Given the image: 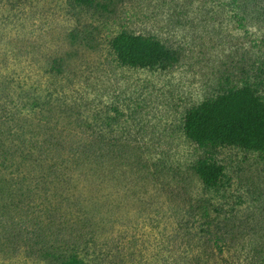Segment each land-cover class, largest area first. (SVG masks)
Segmentation results:
<instances>
[{"label": "rangeland", "instance_id": "rangeland-1", "mask_svg": "<svg viewBox=\"0 0 264 264\" xmlns=\"http://www.w3.org/2000/svg\"><path fill=\"white\" fill-rule=\"evenodd\" d=\"M122 32L176 62L123 65ZM246 85L264 100V0H0V264H54L78 237L89 264H261L264 155L184 131Z\"/></svg>", "mask_w": 264, "mask_h": 264}, {"label": "trees", "instance_id": "trees-1", "mask_svg": "<svg viewBox=\"0 0 264 264\" xmlns=\"http://www.w3.org/2000/svg\"><path fill=\"white\" fill-rule=\"evenodd\" d=\"M71 1L79 6H92L96 2ZM112 48L118 60L129 67L172 65L177 60L173 51L155 39L127 32L114 38ZM184 131L200 147L234 146L264 155V100L251 86L231 89L216 99L207 100L190 109L185 118ZM194 170L206 188L214 189L219 185L224 169L216 162L201 159L197 161ZM83 239H73L70 245L73 247L63 253H49L52 262L89 264L84 258L88 255L81 256L84 254L80 251ZM253 258L264 264L263 252L254 254Z\"/></svg>", "mask_w": 264, "mask_h": 264}]
</instances>
